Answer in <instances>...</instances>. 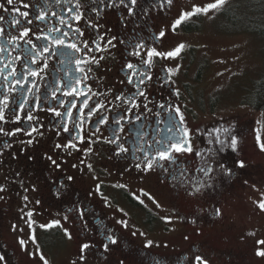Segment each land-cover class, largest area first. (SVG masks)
<instances>
[{
	"label": "flooded vegetation",
	"instance_id": "af4514ba",
	"mask_svg": "<svg viewBox=\"0 0 264 264\" xmlns=\"http://www.w3.org/2000/svg\"><path fill=\"white\" fill-rule=\"evenodd\" d=\"M23 3H28L30 7L24 8ZM76 3L77 0H13V4L8 5L7 0H0V4L4 5V8H0V16L4 17L0 20V28L4 29L0 45L7 48V51L0 53V67L10 63L12 68L24 73L28 67L39 70L37 65L31 64L30 58L14 60V57L25 56L24 50L31 47L25 43L27 39L42 44L45 42L37 41V35H59L49 32V28L59 27L69 32L66 43H76L82 49L78 53L60 48L59 52L66 56L52 57L49 53L38 56L40 67L47 63L48 68L40 77H28L23 87L15 85V91L7 90L12 87L11 77L7 87L0 77V100L7 95L10 108L18 100L30 102L25 104L22 111L16 108L19 121H15L5 109L6 122H0V127L5 131H14L17 127L28 132L37 129L31 136L24 131L16 132L14 136L0 133V187L4 188L0 192V256L4 257L0 264H23L21 257L25 252L30 253L26 258L33 264H44L41 255L48 264H55L52 252L60 254V244L69 241L75 243V248L78 245L71 264H199L195 260L197 255L207 264H247L246 250L233 245L223 248L208 239L194 240L191 237L186 247L165 253L138 242L142 235H153L156 227L165 235L175 222L180 225L175 232L180 235L184 231L194 232L197 237L207 234L208 228L217 227L221 232L227 227L234 228L233 224L222 227L219 220L223 206L226 207L228 202L244 200L243 192L247 188L263 183L260 179L263 178L264 168L261 163L246 156L242 143L248 121L243 120L233 128L224 121L214 119L206 122L197 106L196 96L189 93L186 83L183 87L182 80H178L181 73L184 76L192 71L190 66L189 70L184 67L185 53L195 47L194 43L181 38V35L198 33L204 14L193 16L175 31L172 24L182 12L191 11L193 5L199 6L196 0H172L171 4L166 0H137L136 5H130L133 9L131 14L119 0H96L95 4L91 0H79L82 14L79 21L73 18ZM125 4H130V0H125ZM69 8H73V11L69 12ZM16 9L28 12L29 16H20ZM41 9L46 13L45 19H34ZM60 17L68 20L73 29L80 28L83 36L60 24ZM14 18L20 21L18 26H13ZM29 19L32 20L31 24L27 23ZM26 27L32 30L29 36L10 44L11 37H20ZM162 30L166 35L156 39ZM98 35H103L105 40L115 36V47L86 53L81 41L87 40L95 49L91 41ZM138 42L163 51H170L180 44L186 47L175 58H156L148 71L150 80L145 78L144 83H140V77L135 76L130 84L127 78L131 70L126 69L125 65L129 61L140 63L138 57L130 55L132 45ZM189 45H193V48ZM145 51L141 50L142 55ZM92 56L104 58L99 63L81 64L79 67L84 72L78 71L75 60L90 61ZM60 60L65 62L60 63ZM69 60L72 62L69 63ZM168 69L173 71L169 72ZM198 73L199 77L204 76L202 69L197 70L196 76ZM85 75L87 79H84ZM75 77L83 81L75 86L85 95L73 98L60 91L56 93L59 99H53L52 89L66 82L75 84ZM33 83L36 84L35 88ZM139 91H143L144 95H139ZM117 95H122L125 102L115 99ZM37 97L40 99L37 100ZM85 100L89 105H104L99 112L108 117L106 124L96 122V112L89 117L87 109L84 111L82 128L75 126L81 123L79 119L56 117L48 111L52 107L65 113V109L75 103L76 108H72V113L78 115L77 108L84 107ZM61 101L64 102L63 106ZM176 108L183 115V123ZM27 114L34 119L29 121ZM118 115L124 116L120 126L113 123ZM60 121L67 124L69 132L63 131L59 126ZM170 126L173 127L171 132L168 131ZM120 127L123 131L118 130ZM224 128L229 129L237 139L235 151L226 146L220 151L222 146L216 142L217 137L221 140L231 138L229 133L222 131ZM185 129L188 137H183ZM216 129L221 131L217 132ZM77 136L83 137L84 141L73 139ZM117 136L119 139L115 143L108 142ZM169 137L187 139L193 151L176 153L173 150L175 163L160 161L168 169L167 172L155 164L151 170H143L144 152L152 159L155 150L161 147L155 141ZM29 140L32 143H28ZM69 141L76 144V148L56 147ZM5 144L8 146L5 147ZM121 144L128 148V152L117 155ZM138 147L144 151H138ZM89 148L91 151H87ZM48 157L55 160L59 167L52 164ZM240 161L244 163L243 168L239 167ZM137 163L141 164L140 169L135 167ZM221 165L230 169V174L222 170ZM208 167L213 171L207 177L198 171L199 168ZM181 172L183 175H180ZM174 176L177 178L173 179ZM156 187L165 192L162 207L156 206ZM197 187L199 191L192 190ZM184 203H190V208L184 209ZM29 211L32 212L30 218L26 215ZM162 217L171 219L166 221ZM29 221L34 222L31 227ZM56 221L59 223L56 224ZM119 221H126L127 226ZM41 225L51 227L42 228ZM186 225L190 227L185 228ZM19 227H27L28 234L24 235ZM7 232L15 233V243L8 239ZM32 235L35 242L30 239ZM108 236L116 239L117 243L112 244ZM21 239L25 241L23 246L19 242ZM228 239L224 237L222 240ZM168 243V239H163L162 249L167 250ZM84 244L89 247L82 250ZM105 244L108 245L107 251Z\"/></svg>",
	"mask_w": 264,
	"mask_h": 264
},
{
	"label": "rangeland",
	"instance_id": "374dc122",
	"mask_svg": "<svg viewBox=\"0 0 264 264\" xmlns=\"http://www.w3.org/2000/svg\"><path fill=\"white\" fill-rule=\"evenodd\" d=\"M250 1L226 0L222 8L204 15L202 28L198 33L181 35V38L189 39L188 42L194 43L195 47L189 45L193 50L185 53L184 67L186 70L191 67L192 71L184 76L181 73L178 80H182L183 87L186 83L189 93L196 96L197 106L201 109L202 117L206 122L215 119L224 121L233 128L243 120L248 121L242 139L245 154L249 159L261 163L264 168V150L260 147V144H264V111L249 103L256 81L264 75V41L257 32L244 29L243 6ZM196 2L203 7L213 0H196ZM226 9L234 14L232 21L234 27L228 22L231 17H225ZM199 69L204 71V76L199 77L200 73L196 76ZM257 135L260 137L259 142ZM262 176L260 182L263 183L254 184L243 192L244 200L228 202L226 207L223 206L219 221L222 227L233 224L234 228L227 227L222 232L217 227L208 228L207 234L197 237L194 232L184 231L181 235L175 232L180 226L175 222L172 229L166 232V236L156 227L157 231L153 235H142L138 242L147 245L146 241H152L150 248L165 253L186 247L191 237H194V240L208 239L223 248L233 245L246 250L249 259L247 264H264V257L256 254L258 249H264V245L257 243L264 240V210L258 207V203L264 200V173ZM192 190L196 191V188ZM155 193L158 195L160 207L164 206V190L156 187ZM190 203H184L182 207L188 209ZM187 227L190 226L186 225L185 228ZM22 231L24 235L28 234L27 227ZM170 232L175 233L170 234ZM222 233L224 237L229 238L227 241L222 240L224 238ZM7 235L8 239L15 243V233L7 232ZM163 239L169 241L167 250L162 249ZM60 245L61 253L52 252V259H56L55 264H71V258L76 255L78 245L76 244L75 248L73 241ZM29 254L25 252L22 255L23 264H33L26 258Z\"/></svg>",
	"mask_w": 264,
	"mask_h": 264
},
{
	"label": "snow or ice",
	"instance_id": "6c2138e0",
	"mask_svg": "<svg viewBox=\"0 0 264 264\" xmlns=\"http://www.w3.org/2000/svg\"><path fill=\"white\" fill-rule=\"evenodd\" d=\"M120 4L124 5L125 7L128 8L129 14H131L133 12V9L130 5H136L137 0H130V4H125V0H119ZM166 2L168 4L172 3V0H166ZM92 4L96 3V0H91ZM226 3V0H213V2L211 3H207L206 5H204L203 7H199L196 5H193L192 10L191 11H184L180 14V16L173 22L172 24V30L175 31L178 27L181 26L182 23H184L185 21L190 20L193 16H196L198 14H204L206 15L209 11L212 10H218L220 8H222L224 6V4ZM7 4L8 5H12L13 4V0H7ZM23 7L24 8H29L30 5L28 3H23ZM0 8H4L3 4H0ZM73 8L75 9L76 15L73 17L75 20L79 21L82 18V14L80 13V8L81 5L79 3V0H77V3L73 6ZM73 8H69L68 11L72 12ZM7 10V9H5ZM16 11L19 13L20 16L23 17H28L29 13L28 12H20L19 9H16ZM93 11H95V8H93ZM52 15H56V13H52ZM46 17V13L41 9L39 10L38 14L34 17V19L36 20H40L43 21ZM4 17L0 16V20H3ZM59 22L62 25H65L67 28L72 29L78 36H83V32L81 31L80 28H75L73 29V26L71 23H69L68 20H66L64 17H60L59 18ZM13 26H18L20 21L19 19L14 18L13 20ZM28 24L32 23V20L29 19L27 21ZM90 27H97L95 25H90ZM32 30L30 28H24L23 31L20 34V37H16L13 36L11 37V39L9 40V43L11 44L13 41H16L17 39L23 38V37H28L29 33ZM49 32H55V33H59V35H37L36 36V40L37 41H41L43 40L45 43L42 44H37L34 43L32 41V39H27L25 40V43L30 45V49L24 50L25 51V56L21 57V56H16L14 57V60H22V59H29L30 58V62L33 65H37L39 70L33 69L28 67L26 73H24L23 71H17L15 68H12L10 63H4L3 67H0V77L3 78V81L5 82V87H7L8 83H9V77H11V83H12V87H8L7 90L8 92H12L15 91V85H19L20 87H23V82H26L28 77H40L41 73H43L45 71V69L48 68V64L44 63L42 67H40L38 61H37V57L41 56L43 53H49L50 56L52 57H59V56H66L65 53H61L59 52L60 48H68L71 49L75 52H81L82 49L81 47H79L76 43H66V38L69 37V32L67 31H63L61 28L56 27V28H49L48 29ZM4 29L0 28V36L3 35ZM166 35V33L162 30L160 31L158 37H156V39H160L162 37H164ZM116 40V37L113 36L111 39L105 40L103 35H98L97 37L93 38L91 41V44L95 45V49H93L89 42L87 40L81 41V43L83 44V49L85 50L86 53H91L92 51H106L107 48L109 46L111 47H115V44H113V41ZM124 41H121V43H123ZM101 45H103V48H101ZM185 47L184 44H180L177 47H175L174 49L170 50V51H163V50H157L156 47H151V46H147L146 44H144L143 42H138L134 45H132L133 51L130 53V55H134L136 57L139 58L140 63L139 64H133L130 61L126 63L125 67L126 69H130L131 70V75L128 76L127 80L128 83H132L133 82V77L138 76L140 77V83H144V79H151V76L148 75V71L151 70L155 59L156 58H161V59H169V58H175L176 56H178L182 49ZM142 49H146V51L144 52V54L142 55L141 50ZM7 51V48L5 45H0V53H3ZM104 57L101 56L99 58L92 56L91 60H85V59H76L75 63L78 66L77 70L80 72H84V69L79 67V65L81 64H88L91 62H95V63H99V60H102ZM2 59V58H0ZM64 60H60V63H64ZM69 63H71L72 61L69 60ZM143 66V67H141ZM27 67V66H25ZM139 69V70H138ZM8 70V71H6ZM88 71H91V68L88 69ZM169 72L173 71L172 69H168ZM75 81V84L70 83V82H66L63 83L62 86L60 87H54L52 89V97L53 99H59L56 95L57 92L63 91V94L65 96H71L73 98H75L76 96H80V95H85L84 93H82L79 88H77L75 85H79L82 84L83 81L79 78V77H75L73 78ZM84 79H87V76H84ZM49 83H51L49 81ZM33 87H36V84L33 83ZM28 91H31V89H28ZM89 92H91V89H89ZM139 95L143 96L144 92L143 91H139ZM40 97H37V100H39ZM115 99L117 100H121L122 103H124V98L122 95H117L115 97ZM129 103H131V101H128ZM30 103L29 101H27L26 99H24L23 101H19L17 104H13L12 107L10 108L9 106V99L8 96L5 95L3 100H0V105H2V107H0V122H6V116H5V109H8L9 111V115L11 117L14 118L15 121H19L20 120V116L16 113V108L18 107L21 111L24 109L25 104ZM61 106L64 105V102L61 101ZM39 106V105H38ZM135 106V105H133ZM104 105L102 103H98L97 105H89L87 100L84 101V107L82 108H77V113L78 115H73L72 113V108H76L75 103L71 104V107L66 108L65 109V113H61L60 111H58L55 108L49 107L48 111L49 112H53L55 114L56 117H63V116H67L70 119L76 120L79 119L80 120V124L79 125H75L76 127H81L83 125V122L85 120V115H84V111L85 109H87V115L90 117L92 116L93 112L97 113L96 116V122L98 124H106L108 122V117L103 115L102 113L99 112L100 108H103ZM145 107H147L145 105ZM160 107H164V105H161ZM127 111V109H126ZM177 115L180 116V120L181 123H183V115L180 113L179 108L175 109ZM27 119L29 121L33 120L34 117L30 114H27ZM124 119L123 115H118L114 120L113 123L116 124L117 126L121 125V121ZM59 126L63 129V131L65 132H69V128L67 127V124L64 123L63 121L59 122ZM99 130V129H97ZM119 131H123V128L120 127L118 128ZM24 131L26 132L27 135L31 136L32 132H36L37 129L33 128L32 132H28L25 129H21L19 127H17L14 131H5V129L3 127H0V133H3L5 136H14L16 132H21ZM168 131L171 132L173 131V127H169ZM217 132L221 131V129H216ZM223 132L225 133H229V136L231 137L230 139L225 138V140H221L219 139V137H217L216 142L218 144H220L222 147L220 149V151L223 150V147H230L232 148L234 151L236 149L237 146V139L235 136H232L231 133L229 132V129L224 128L222 129ZM189 133L188 131L185 129L183 131V137H188ZM73 139H79L81 140V142L84 141L83 137L77 136L74 137ZM119 137L117 136L116 139L113 140H109V143H115L116 140H118ZM260 137L259 135H257V141L259 142ZM28 143H32L31 140L28 141ZM155 143L157 145H160V148H157L155 150V155L152 157V159H149V154L147 152H144V156H143V164H144V168L143 170L147 171V170H151L153 168V165L155 164L158 167L164 168L163 164L160 163V161H169L171 163H175V157L172 155V151L174 150L176 153H180V152H188L191 153L193 151L192 146L190 144V142L187 139H175L172 137H169L168 139H159L156 140ZM8 145L5 144V147H7ZM56 147H64L65 149L67 148H76V144L72 143L71 141H69L68 144L65 145H60L57 144ZM260 147L262 150H264V144H260ZM138 151H144L143 148L138 147L137 149ZM87 151H91V149H87ZM121 152H128V148H125L123 146V144L119 145V152H117V155H119ZM70 154V153H69ZM197 155H199V153H197ZM49 160H51L52 164L56 165V167H59L58 164H56L55 160H52L51 157H48ZM137 159H139V157H137ZM81 163H83V161H81ZM73 167H76V165H73ZM89 169H91V165H88ZM135 167L137 169L141 168V164L137 163L135 165ZM239 167L243 168L244 167V163L243 161L239 162ZM222 170H224L225 172H228L230 174L231 170L230 169H226L224 168L223 165H221ZM164 171L167 172L168 169L164 168ZM198 171L203 172L205 177H207L209 175V173H211L213 171V169L211 167H208L207 169L205 168H199ZM180 175H183V173L181 172ZM177 177H173V179H176ZM69 180L72 179L71 176L68 177ZM201 187L203 185H200ZM120 187H124L123 185H120ZM97 190H99V186H97ZM200 188L197 187L196 191H199ZM4 188L0 187V192H3ZM150 199H152L151 197H149ZM25 200H27V197H24ZM154 203L155 200H153ZM37 203H39V201H37ZM140 203H143V201H140ZM157 207H160V205L157 203L156 205ZM258 207L261 210H264V200H261L258 203ZM216 214H219V209L216 210ZM26 215L30 218L32 216V212L29 211L28 213H26ZM162 219L166 220V221H170V217H162ZM34 223L32 221H29V227H31V224ZM56 224L59 223V221L55 222ZM119 223L124 224L125 226H127L126 221H119ZM41 227H51V225H41ZM14 230H16V226L13 225ZM22 231V229H20ZM30 239L33 240V242H35V236L32 235L30 237ZM107 239L112 243V244H116L117 241L116 239H114L112 236H108ZM21 246H23L25 244L24 240H20L19 241ZM258 244L264 245V240H260L257 241ZM152 241H148L146 246H151ZM89 245L84 244L82 245V250L88 248ZM104 249L105 251L108 250V245L105 244L104 245ZM258 256L264 257V249H258L257 253ZM4 257L0 256V260H3ZM40 259L44 261V264H48L47 260H45V258L43 257V255L40 256ZM81 259H83V257H81ZM195 260L197 262H199V264H207V261L204 260L202 257H200L199 255H197L195 257Z\"/></svg>",
	"mask_w": 264,
	"mask_h": 264
},
{
	"label": "trees",
	"instance_id": "16d2710c",
	"mask_svg": "<svg viewBox=\"0 0 264 264\" xmlns=\"http://www.w3.org/2000/svg\"><path fill=\"white\" fill-rule=\"evenodd\" d=\"M240 7V6H239ZM245 28L247 31H254L264 41V0H251L249 3L244 4ZM233 12L225 11V17L230 18L228 21L232 24L234 21ZM235 17V16H234ZM236 21V18H235ZM232 27L233 24H232ZM251 100L249 103L256 108L264 111V75L256 81L254 89L251 93Z\"/></svg>",
	"mask_w": 264,
	"mask_h": 264
}]
</instances>
